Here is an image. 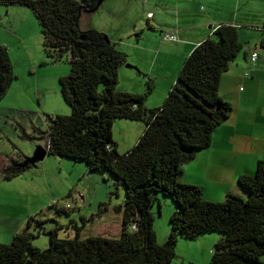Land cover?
<instances>
[{
  "label": "trees",
  "instance_id": "obj_1",
  "mask_svg": "<svg viewBox=\"0 0 264 264\" xmlns=\"http://www.w3.org/2000/svg\"><path fill=\"white\" fill-rule=\"evenodd\" d=\"M98 3L0 0L3 5L32 9L47 55L53 62L68 61L70 70L59 83L71 112L45 113L47 127L35 128L39 138L47 137L44 146L49 154L83 161L87 169L111 173L124 185L122 229L118 237H83L82 228L75 226V236L63 238L61 226L45 229L51 219L30 216L10 243L0 242V264H170L178 237L197 238L210 232H219V238L206 264H264V160L257 162L254 173L238 177L246 196L228 193L221 201L209 200L199 186L181 179L183 164L210 144L215 127L233 110L220 96L219 84L243 48L237 26L218 24L186 56L164 102L147 107L148 92L117 89L118 66L126 62V54L103 31L80 27L82 14L95 11ZM14 79L7 48L0 44V100ZM116 118L145 124L136 143L124 153L118 152L113 139ZM21 131L26 136L24 128ZM26 158L9 156L3 178L11 179L30 167L21 165ZM159 194L176 204L164 243H158L151 209L160 201ZM57 210L61 213L64 208ZM37 230L48 233L47 248L33 245Z\"/></svg>",
  "mask_w": 264,
  "mask_h": 264
},
{
  "label": "rangeland",
  "instance_id": "obj_2",
  "mask_svg": "<svg viewBox=\"0 0 264 264\" xmlns=\"http://www.w3.org/2000/svg\"><path fill=\"white\" fill-rule=\"evenodd\" d=\"M196 2L103 0L95 11L82 14L80 27L91 26L101 31L106 29L107 32H103L116 47L126 51L130 50V45L137 43V39L135 40L134 35L131 39L123 36V41L122 34L133 25L139 15L143 19V24H146L148 10L157 13L154 21L158 19L160 23H166L168 28L176 21L179 9L198 7L202 11L205 8H212L215 9L217 18H235L238 24V39L243 43L238 57H242L245 49L249 50L256 44L259 47L256 37L264 34V28H261L264 24V0ZM13 7V5L0 4V44L7 48L15 74V79L5 93L6 100L4 97L0 100V167L2 160H6L9 156L18 152L20 155L30 157L38 145L44 146L47 143V137L39 138L36 129L47 127L44 112L62 115L71 112L70 106L62 97L59 77H57L58 74L62 76L68 74L70 70L68 61L62 58L53 62L47 55L43 47L41 26L32 9L16 5L15 7L21 10L14 12L10 10ZM217 8L223 13L217 11ZM184 14L185 11L182 10L178 18L182 23L188 24L189 20H185ZM143 41L147 42V40ZM41 53L45 60L43 65L38 63L41 61ZM134 62H138V65ZM152 62L147 54L136 61H132L131 55L126 57V62L118 66L117 89L137 93L148 92L145 99L146 106L156 107L164 102L170 87L162 78L164 69L158 68V62L154 64ZM126 64L134 67H128ZM167 72L168 70L166 76ZM28 82L35 85L37 94L33 93L34 88H29L27 96L31 101V109L37 113L33 115L32 122L29 119V123L26 122L24 127H19L14 118L15 114L18 115V111L10 109L5 103L12 101V106L17 105L18 99L15 97L17 90L23 89L24 84ZM149 84L151 89H148ZM22 118L26 119V116ZM144 127L142 120L116 118L112 132L118 152L124 153L132 147ZM21 128H24L26 136L21 134ZM159 197L160 201H155L151 209L154 212V228L158 243H164L171 229L169 220L176 209V204L169 196L159 194ZM124 198V185L111 173L89 170L83 161L46 155L35 166L31 165L13 178L5 179L0 183V242L10 243L14 232L21 223L22 230L30 216L51 219L44 224L45 229L61 226L59 236L63 238H73L75 226L82 228L83 237L89 235L118 237L122 229ZM58 208L64 210L58 213ZM218 233L210 232L197 238L178 237L175 256L170 264H206L211 258L215 243L209 241H212L215 235L219 237ZM35 234L36 237L32 239L33 245L42 249L47 248L48 233L37 230Z\"/></svg>",
  "mask_w": 264,
  "mask_h": 264
},
{
  "label": "crops",
  "instance_id": "obj_3",
  "mask_svg": "<svg viewBox=\"0 0 264 264\" xmlns=\"http://www.w3.org/2000/svg\"><path fill=\"white\" fill-rule=\"evenodd\" d=\"M187 1L189 3L193 1L203 3L202 1L205 0ZM13 6L10 10L14 12L21 10L17 9L16 5ZM182 10L185 11V20H189L188 24L182 23L178 18ZM216 10L223 13L219 8ZM156 14V12L148 10L146 16L148 19H145L146 24H143L140 15L136 17L133 25L122 34L121 39L124 41L123 36L131 39L134 35L137 43L130 45V50L122 51L126 57L131 55L132 61H136L139 57L142 58L143 55L147 54L151 61L153 60V64L158 62V68L164 69L162 78L166 80V85L170 87L169 90L175 83L186 56L194 46L212 35L214 28L220 23L229 22L238 25L235 18L215 17L217 13L215 14V9L212 8H205L202 11L198 7L195 9L187 7L186 10L185 8L179 9L178 14H176V21L172 22L168 28H166V23H160L158 19L154 21ZM163 27L165 28L163 29ZM261 28H264V24ZM102 30L107 32L106 29ZM165 32L176 34L177 40L163 39ZM256 39L259 41V47L256 44L249 50L245 49L242 57L237 56L231 61L227 70L221 75L219 94L224 100L232 104L231 114L215 127L210 144L198 149L194 158L182 166L181 179L186 183L199 186L205 198L209 200L221 201L228 193L246 196L247 192L238 183V177L242 174L254 173L257 162L264 160V44H262L264 34L262 33ZM143 40H147V42ZM254 50L258 52V57L253 67L249 69V57ZM40 58L41 61L38 63L43 65L45 60L42 53ZM134 63L138 65V62ZM167 70L168 75L166 76ZM248 70L249 73L246 74ZM61 76L58 74L57 77L60 78ZM22 88L17 90L15 96L18 99L17 105L12 106V101L5 103L10 109L18 111V115L15 114L14 118L19 127H24V123H29V119L32 122L33 115L37 113L31 109V101L27 96L29 88H34L33 93L37 94L35 85L28 82ZM6 96H3L5 100ZM45 113L48 112H44L43 115ZM23 116H26V119H23ZM21 155L23 156V154ZM21 155L17 152L14 157H21ZM6 160H2L1 163L0 183L5 180L2 168ZM21 225L22 223L16 232L21 230ZM218 238L215 235L213 240L209 242H216Z\"/></svg>",
  "mask_w": 264,
  "mask_h": 264
},
{
  "label": "water",
  "instance_id": "obj_4",
  "mask_svg": "<svg viewBox=\"0 0 264 264\" xmlns=\"http://www.w3.org/2000/svg\"><path fill=\"white\" fill-rule=\"evenodd\" d=\"M103 0H99L98 6L101 4ZM109 38V37H108ZM129 67H134L131 64H126ZM46 155H49L48 149L43 145H38L36 150L34 151L33 155L30 157H27L23 163L21 164L23 167L30 164L35 166L38 161L44 159Z\"/></svg>",
  "mask_w": 264,
  "mask_h": 264
},
{
  "label": "built area",
  "instance_id": "obj_5",
  "mask_svg": "<svg viewBox=\"0 0 264 264\" xmlns=\"http://www.w3.org/2000/svg\"><path fill=\"white\" fill-rule=\"evenodd\" d=\"M163 39H169V40H177V35L174 34V33H170V32H165L163 33ZM257 57H258V52L257 51H252L251 54H250V57H249V69H251L254 65V63L256 62L257 60ZM249 73V70L246 72V74ZM134 228V226L132 227Z\"/></svg>",
  "mask_w": 264,
  "mask_h": 264
}]
</instances>
